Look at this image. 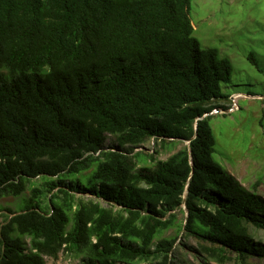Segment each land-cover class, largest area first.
Here are the masks:
<instances>
[{"label":"trees","instance_id":"trees-1","mask_svg":"<svg viewBox=\"0 0 264 264\" xmlns=\"http://www.w3.org/2000/svg\"><path fill=\"white\" fill-rule=\"evenodd\" d=\"M190 5L0 0V199L22 197L0 207V264L64 250L81 264H181L182 231L219 263L264 258L247 227L264 228V196L213 156L232 63L201 45ZM151 138L187 144L164 160L135 152Z\"/></svg>","mask_w":264,"mask_h":264},{"label":"rangeland","instance_id":"rangeland-1","mask_svg":"<svg viewBox=\"0 0 264 264\" xmlns=\"http://www.w3.org/2000/svg\"><path fill=\"white\" fill-rule=\"evenodd\" d=\"M190 17L201 45L218 48L220 56L228 57L232 63L230 80L220 84L228 96L218 102L225 107L214 109L209 120L216 138L213 156L245 187L257 186V192L264 196V0H191ZM250 53L254 54L257 64L249 58ZM1 72L9 76L6 69ZM234 100L239 109L231 111ZM111 139L110 136L107 143ZM185 144L187 142L161 144L151 138L135 152L154 154L157 160H164ZM142 164L139 161L138 166ZM75 195L84 200H99L109 207L107 202L92 195ZM21 202L22 197L7 196L0 199V207L16 210ZM6 214L5 209L0 210V226ZM183 218L184 214L179 212V221ZM247 227L255 241L264 244V228L250 223ZM175 233L171 228L164 236ZM201 242L182 231L173 255L181 264H243L232 251H227L229 258L224 263L209 259L200 248ZM45 261L46 264H81V257L64 250L56 258L46 256ZM247 262L264 264V258L253 255ZM139 264H154V260Z\"/></svg>","mask_w":264,"mask_h":264},{"label":"built area","instance_id":"built-area-1","mask_svg":"<svg viewBox=\"0 0 264 264\" xmlns=\"http://www.w3.org/2000/svg\"><path fill=\"white\" fill-rule=\"evenodd\" d=\"M238 97V96H237ZM237 97H235V99L237 98ZM239 109V105H238V103L236 102V100H234V102H233V106H232V108L230 109L231 111H235V110H238Z\"/></svg>","mask_w":264,"mask_h":264},{"label":"water","instance_id":"water-1","mask_svg":"<svg viewBox=\"0 0 264 264\" xmlns=\"http://www.w3.org/2000/svg\"><path fill=\"white\" fill-rule=\"evenodd\" d=\"M205 115H207V114H205Z\"/></svg>","mask_w":264,"mask_h":264}]
</instances>
